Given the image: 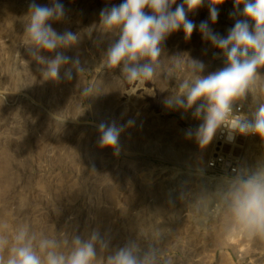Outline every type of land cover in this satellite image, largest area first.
Returning <instances> with one entry per match:
<instances>
[{
  "label": "rangeland",
  "instance_id": "1",
  "mask_svg": "<svg viewBox=\"0 0 264 264\" xmlns=\"http://www.w3.org/2000/svg\"><path fill=\"white\" fill-rule=\"evenodd\" d=\"M61 2L65 19L52 26L80 35L79 45L64 51L79 56L87 71L53 83L42 79L23 45L31 0H0V226L12 233L27 224L59 237L106 232L113 248L136 239L159 248L160 264H264V242L229 230L220 198L234 169L264 162V141L242 136L225 149L219 132L204 148L185 139L184 130L200 121L164 106L175 80L129 84L119 68L102 67L114 38L103 32L99 13L122 0ZM232 10V0L220 6L214 31L227 34ZM207 18V5L189 14L197 25ZM164 49L165 69L177 55L203 61L205 75L223 67L198 31L190 39L182 29L171 34ZM258 101L264 102V77L238 104L250 116ZM129 119L135 123L121 133L118 154L99 147V123ZM221 154L225 165L212 168Z\"/></svg>",
  "mask_w": 264,
  "mask_h": 264
},
{
  "label": "clouds",
  "instance_id": "2",
  "mask_svg": "<svg viewBox=\"0 0 264 264\" xmlns=\"http://www.w3.org/2000/svg\"><path fill=\"white\" fill-rule=\"evenodd\" d=\"M226 2L122 0L99 13L103 32L114 38L104 53L102 67L119 68L120 77L129 84H143L161 76L175 80V90L163 104L169 110L191 112L200 121L197 127L184 130V138L194 140L201 148L208 146L218 132L226 133L229 142L236 135H254L264 141V102L258 101L250 116L239 114L243 104H238L248 94L253 95L264 77V0H232L229 17L234 23L226 35H221L211 25L218 22L220 6ZM205 5L208 18L197 25L189 14ZM65 16L61 0H51L50 5L31 0L29 4L23 45L31 61L39 66L42 79L53 83L72 81L87 71L79 56L64 51L78 46L80 35L71 30L58 32L52 26ZM181 29L186 39L198 31L203 41L218 50L213 56L222 58L223 67L205 75L207 65L203 61L189 58L185 62L182 55H177L169 57L171 64L165 69L164 43ZM185 70L190 74L177 79ZM82 93L89 96L94 91L85 88ZM134 123L132 119L123 125L116 121L99 123V147L118 154L121 133ZM220 198L229 218L228 229L235 227L245 237L264 242V162L234 169ZM0 264H160V250L155 244L142 246L136 239L113 248L106 232L93 231L88 238L79 234L59 237L34 232L27 224L9 233L2 225Z\"/></svg>",
  "mask_w": 264,
  "mask_h": 264
},
{
  "label": "built area",
  "instance_id": "3",
  "mask_svg": "<svg viewBox=\"0 0 264 264\" xmlns=\"http://www.w3.org/2000/svg\"><path fill=\"white\" fill-rule=\"evenodd\" d=\"M239 114L244 115V108H243L242 112ZM220 137H221V141H222L221 143L225 149H228V148L234 149L235 147L238 146V144L242 140V135H236L235 139L231 142H229L226 139V133H221ZM220 165H222V166L225 165V162L223 161L222 154L219 155L216 159H214V163L210 166L212 168H216L217 166H220Z\"/></svg>",
  "mask_w": 264,
  "mask_h": 264
}]
</instances>
